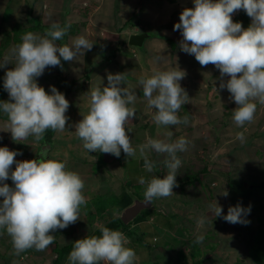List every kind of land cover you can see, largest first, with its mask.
I'll return each instance as SVG.
<instances>
[{
    "label": "rangeland",
    "instance_id": "1",
    "mask_svg": "<svg viewBox=\"0 0 264 264\" xmlns=\"http://www.w3.org/2000/svg\"><path fill=\"white\" fill-rule=\"evenodd\" d=\"M185 8H194L193 0H0V60L11 57L12 49L21 43L24 29L33 28L40 22L45 26L52 23L67 26L69 34L62 42L56 41L58 45L71 46L72 40L81 35L93 44L90 51L74 61L61 58L58 81V71L51 66L37 78L38 85L49 94L50 86L67 93L70 107L66 112L69 119L65 131L48 129L40 141L29 136L15 142L9 132L8 118L0 112V138L8 135L6 147L22 153L15 160L31 161L41 156L65 163L68 170L77 172L84 181L82 194L86 199L80 220L66 229L52 232L54 242L44 251L31 248L17 254L11 237L5 229H0V264H53L55 243L60 247L70 245L104 227L112 218L120 217L122 212L115 207L98 213L92 205L93 199L96 196L121 197L125 187L142 196L145 186L138 182L139 178H164L168 172L164 164L167 156L146 149V156L155 163L153 171L148 172L138 146L149 139L171 143L180 137L188 144L186 151L177 153L182 163L177 170L178 186L173 188L174 193L166 198H155L160 211L149 209L141 213L139 217L144 220L130 226L134 236L124 233L128 240L125 247L136 253L135 264H257L251 249L259 229H264V190L237 196L234 200L229 178L243 181L245 185L264 179V105L253 101L257 103L253 121L243 127L237 126L232 119L236 104L229 101L230 93L226 89L219 88V70L211 64L202 67L194 55L186 54L180 48L183 37L174 26L180 22ZM244 16L242 9L237 10L232 16L233 22H244V28L250 26L247 22L251 21L250 17L243 19ZM146 32L149 37L142 47L129 45L133 34ZM32 33L44 36L40 32ZM169 40L177 44V49ZM14 66L15 58L12 57L9 65L0 68L2 86L6 71ZM173 69L186 73L180 85L189 100L177 114L180 118L188 116L189 122L158 126L153 120L155 109L148 107L138 81L155 72ZM108 73H127L123 87L137 97L129 105L135 109L136 117L126 125L136 149L134 157L128 158L122 150L119 158L99 150L89 153L83 147V141L73 133L72 125L89 112L91 90L107 86ZM229 78L225 77V80ZM0 101H9V94L4 89L0 90ZM238 133H243V142L237 139ZM0 147H4L2 143ZM205 168H208V174H201L193 184H183L187 176ZM12 170H15V164ZM136 170L140 172L138 177ZM5 183L13 186L10 179ZM224 191L228 192L227 197L222 195ZM214 202L223 209L220 217L209 208ZM238 204L245 209L251 206L250 213L244 217L250 223L231 224L223 219L228 208ZM148 212L150 215L145 218ZM90 216H94L93 221ZM200 218L205 223L198 224ZM142 233L145 234L142 236ZM200 235L204 240L197 244L195 240ZM138 237L143 240L138 241ZM193 247L200 251L195 257L191 255ZM63 264H70L68 257Z\"/></svg>",
    "mask_w": 264,
    "mask_h": 264
},
{
    "label": "clouds",
    "instance_id": "2",
    "mask_svg": "<svg viewBox=\"0 0 264 264\" xmlns=\"http://www.w3.org/2000/svg\"><path fill=\"white\" fill-rule=\"evenodd\" d=\"M193 2L194 8H185L180 22L174 26L183 37L180 48L186 54L194 55L202 67L211 64L219 70V88L226 89L230 93L229 101L236 104L232 119L237 126L243 127L254 119L257 103L253 101L264 105V0ZM241 9L252 21L247 29L241 23L233 22V14ZM67 30V26L52 23L44 36L28 32L12 49L11 57L0 60V68H5L11 58H15L14 68L6 71L3 77V88L9 94V101H0V112L7 116L9 132L15 142L29 136L40 141L48 129L66 130L69 101L55 86H50L51 94L46 92L38 85L37 78L49 66L62 67L61 58L74 61L93 48L82 35L75 37L71 46L55 43L67 34ZM143 34L149 35L148 32ZM185 75L183 70L173 69L139 79L148 107L155 109L153 120L158 126L188 124V116L180 118L177 114L189 100L180 85ZM225 77L230 78L225 80ZM126 80L127 73H108L107 86L91 90L89 112L72 125L73 133L83 141V147L89 153L99 150L119 158L122 150L128 158L136 155L126 125L136 117L135 109L129 105L137 97L123 87ZM237 139L243 142V133H238ZM187 144L188 141L180 137L171 143L149 139L138 146L148 172L153 171L155 163L146 156V149L167 156L164 164L168 172L164 178H139L138 182L145 186L146 205L154 198H166L174 193L173 188L178 186L177 170L182 163L177 153L186 151ZM18 155L22 153L0 147V198H3L0 229H5L11 237L17 254L31 248L44 251L54 242L52 232L66 229L80 220L81 207L86 205L82 194L84 181L63 162L44 158L16 161ZM9 179L13 186L5 183ZM222 195L227 197L229 194L224 191ZM209 208L217 217L222 215L223 209L218 202ZM250 210L251 206L248 209L240 204L230 206L223 219L231 224L246 225L250 221L244 217ZM203 223L205 220L200 218L198 224ZM101 233V236L76 240L68 256L70 264H100L101 261L135 264L136 253L125 247L128 240L124 233L108 227H102ZM203 240L202 235L197 236L195 243Z\"/></svg>",
    "mask_w": 264,
    "mask_h": 264
},
{
    "label": "trees",
    "instance_id": "3",
    "mask_svg": "<svg viewBox=\"0 0 264 264\" xmlns=\"http://www.w3.org/2000/svg\"><path fill=\"white\" fill-rule=\"evenodd\" d=\"M214 1L216 2V0H214ZM242 13L245 14V11L243 9H242ZM242 18H244V17H242ZM61 26L66 27L65 24H62ZM49 29H50V26H45V25H43L42 22H40V23H38L37 26H35L33 28L24 29L22 34L25 35L28 32H40V33H42V35H45ZM68 34H66L61 40H59V42H62L64 40V38H66L68 36ZM20 42H22V41L20 40ZM168 42L171 45H174V49H176V45L173 43L172 40H169ZM123 44H126V43H123ZM56 70L58 71V66H56ZM56 77H57V81H58L59 71H58V75H56ZM0 85H1L0 90H3L4 88H3L2 84H0ZM63 94L65 95V98H66L67 93L63 92ZM51 131L53 132V130H51ZM262 136H264V134ZM47 139H48V136H47ZM0 143H2V145L4 147L8 146L9 145V136L7 135V137H4V139L0 138ZM9 150H11V149H9ZM40 158H41V156L37 159H40ZM208 172H209L208 168H205L200 173L189 175L186 177V179L183 180V184L184 185L186 183L187 184H193L199 180L201 174H208ZM135 174H136V177H138L140 175V172L136 170ZM132 178H133V175H132ZM137 179L138 178H135L134 180H137ZM229 185H230L231 191L234 193L233 199L236 200L237 196H247L248 194H251L253 191L255 192L256 190H260V189L264 190V179L259 183L254 182L250 185H247V184L245 185V183L243 181L242 182L241 181H234L232 178H229ZM251 186L253 187V189L251 188ZM135 188L139 189V187H137V186ZM125 189L126 190L123 192L121 197L116 196V195H111L109 197L96 196L93 199L92 205H94L96 207L98 213H103L107 210V208H110V207H115V208L119 209V211L121 213L125 208L130 206L133 202L132 197L129 194L130 192L134 193L137 197H139L141 199L144 198V196L143 195L141 196V194H139L138 192H133V191L128 190V187H125ZM144 190H145V188H144ZM150 212L158 213L155 211H150ZM150 212L147 213L145 218L150 215ZM93 220H94V216H90V221H93ZM142 220H144V218L139 217L133 223H131L129 225H125L121 219V216H120L118 218H112V220L109 223H107L104 227H108L112 230L121 231L122 233H125L128 236L132 237V236H134V234L132 233V231H130V226L133 225L135 222H140ZM144 234L145 233H142V236ZM101 235H102V233H101V228H100L97 231H94L92 234H89L87 236H101ZM86 237H84V238H86ZM139 240L142 241L143 239H141V237H138V241ZM55 245L56 246L54 248V251L56 253V258L54 259L53 264H63L64 261L69 256V253L73 249V243L70 245H66L64 247H60L57 243H55ZM149 250L152 251V247H149ZM199 252L200 251L198 250L197 247H193L191 255L193 257H195V255ZM251 255L253 256L254 261L257 264H264V229H262V228H260L258 233H257L255 243L251 249ZM184 256H186V255H184Z\"/></svg>",
    "mask_w": 264,
    "mask_h": 264
},
{
    "label": "water",
    "instance_id": "4",
    "mask_svg": "<svg viewBox=\"0 0 264 264\" xmlns=\"http://www.w3.org/2000/svg\"><path fill=\"white\" fill-rule=\"evenodd\" d=\"M148 36H149L148 34L132 35L130 37L129 44L134 47H142ZM130 196L132 197L133 202L130 206L125 208L121 214V219L125 225H129L133 223L145 210H149V209H153L157 211L161 210L159 207L156 206L155 198L152 200L151 204L146 205L144 198L141 199L131 194Z\"/></svg>",
    "mask_w": 264,
    "mask_h": 264
},
{
    "label": "crops",
    "instance_id": "5",
    "mask_svg": "<svg viewBox=\"0 0 264 264\" xmlns=\"http://www.w3.org/2000/svg\"><path fill=\"white\" fill-rule=\"evenodd\" d=\"M246 17H248V16H247V14H246V12H245V16H244L243 19H245ZM250 19H251V18H250ZM247 22H248L249 24H251L252 21H247ZM241 24H242V26H243V28H244V22H241ZM248 27H249V26L246 27V25H245V29H247Z\"/></svg>",
    "mask_w": 264,
    "mask_h": 264
}]
</instances>
